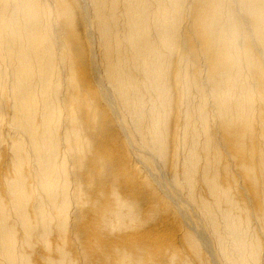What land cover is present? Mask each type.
<instances>
[{
	"label": "bare ground",
	"instance_id": "bare-ground-1",
	"mask_svg": "<svg viewBox=\"0 0 264 264\" xmlns=\"http://www.w3.org/2000/svg\"><path fill=\"white\" fill-rule=\"evenodd\" d=\"M94 77L98 90L90 87ZM104 98L122 120L121 132L149 149L139 157L144 170L174 204L184 192L186 199L168 219L173 232L115 244L90 238L98 263L264 264V0H0V264H34L22 251L37 243L46 253L34 250L40 262L73 264L71 252L50 242L65 232L70 212L76 175L67 164L79 171L101 166L102 182L96 172L86 181L104 201L94 210L99 227H108L110 215L140 217L115 184L121 171L136 177L142 168H122L124 150L115 161L87 160V133L113 123L100 107ZM182 128L184 157L175 138ZM140 181L132 188L143 189Z\"/></svg>",
	"mask_w": 264,
	"mask_h": 264
},
{
	"label": "rangeland",
	"instance_id": "rangeland-1",
	"mask_svg": "<svg viewBox=\"0 0 264 264\" xmlns=\"http://www.w3.org/2000/svg\"><path fill=\"white\" fill-rule=\"evenodd\" d=\"M81 31H80V34H81V32H82V34H81V36H83V34H85V31H84V29L82 28V29H80ZM97 35H96V34ZM91 35H94L95 37H93L92 36V40H93V42L95 43V44H98L97 42L99 41V36H98V33L97 32H95L94 31V34H93V31H92V34ZM91 37V36H90ZM96 38V41L94 40ZM99 65V66H98ZM97 66H98V68H97ZM97 66L95 67V68H97L96 69V71L94 70V72H96L97 73V75H98V73H100L101 72V68L102 67H100L101 66V64H100V62L97 64ZM98 70H99V72H98ZM99 76V75H98ZM96 79V80H95ZM98 78H96V77H94V82L92 81L90 84L92 85L93 84V86H90L91 88L92 87H95V88H93L94 90H98V85L100 86V84L99 83H97L96 81H98L97 80ZM99 81H100V78H99ZM97 83V84H96ZM105 86V85H104ZM103 86V87H104ZM103 92V91H102ZM104 93V92H103ZM108 100H110V98H107V101H106V98H104V100H103V102H102V105H104V106H100L107 114H110V116L112 117V124L111 125H108V126H104L105 124H103L102 125V130H103V132H102V130H101V132H97V133H94V130H93V133L91 132L92 130H90V132H88L89 133V135H88V133H87V142L89 143V144H91V146H92V149L91 150H93V151H91V152H93L92 154L90 153V155H91V157L89 158V159H87L88 160V162L90 161V164H91V162H92V158L93 157H97V158H102V156L103 155H107V162H110L112 159H114L113 161H115V160H117L119 157L122 159V161H123V164L121 163V167L123 166V167H129L130 165L132 166V164H133V166H137V167H140V168H142L141 170H140V173H139V175L138 176H134V175H131V174H129L128 172H129V170L128 171H126V175H122V171H121V173H120V179H118V180H116V181H120V184L118 183V182H116V184L115 185H117V187H118V189L120 190V193H122L123 194V197H124V203L126 204L127 203V205L126 206H132L133 207V210L136 208V210L135 211H137V212H139V213H141L140 214V217L144 220V222H143V220L139 217V215H137V216H133L132 215V220H131V218H129V219H127V220H125V222L124 221H119L117 218H115L114 216H112V215H110L108 218H106V221H108L107 222V224H108V227H104V224L105 223H102L101 224V227H99L100 226V223H99V219L97 218V216H95V213H94V210H95V208L96 207H98L99 205H101V204H103L104 203V201H103V198L101 199V196H99V195H94V194H96L97 192H98V187L96 186V185H91V184H88L86 181H87V179L88 178H90V174H95V172H96V174H95V176H94V178H97L100 182H102L101 181V176H102V168H101V166H97L96 167V169L95 168H93L92 169V171H86V170H81V171H79L77 168H75V167H73V165H69V164H67L66 166H69V167H72V168H74L73 169V175L75 176L76 175V177H75V179L76 180H78L79 178H81V180L80 181H83V180H85V182L86 183H83V184H79V183H75V182H77L75 179H74V177L72 176V178H71V180L72 181H70V182H72L71 184H70V186H69V189H70V192L72 193L71 194V196H73V197H71L72 199V201H71V205L69 206L70 207V212L69 211H67V214L65 213V217H67V224L65 225V230H63V231H65L64 233H60L58 236H57V233H56V235L54 234L52 237H51V239H50V242H51V244H52V246L53 247H61V248H63L64 247V249L65 250H68L67 252H71V253H69V260H68V263L70 262V263H73V264H99L98 262H99V260L97 259V257H98V255H97V248H96V252H94L95 250H90L89 249V247L90 246H94L93 244L92 245H90L89 244V242H90V240L93 242V243H96L97 242V240H107L108 242H112V243H120V242H123V241H128V242H132V241H134L135 240V238L137 237V234H138V236H140L141 234H150L152 237H154V236H156V234L157 233H164L165 232V230H167L168 232H173L174 230H177L176 228H177V226H175V224L174 223H171V222H169V218H171L172 216H174L175 214H177L178 215V213H177V211L178 210H180L178 207L179 206H181L182 204H184L182 201H181V199L183 198V200L184 199H186V192H184V193H182V195H185V196H183V197H181L180 198V201L178 200V202L179 203H182V204H178V202L176 201V204L177 205H179L178 207H176V204H174V201L175 200H173L171 197H170V194L168 193V192H166V190L164 191V190H161V188L159 187V185H158V183H156V181H154L153 179H152V175H150L149 176V174H148V172L146 171V170H144V168H143V163H142V161L139 159V157L140 156H145V153L144 152H146V155H149L150 154V151H149V149H147V147H145L144 148V146L143 145H141V143H140V141H139V136H132L133 137V139H132V137H130L129 135H126V134H123L121 131L122 130H120V128H122L121 127V125L123 126V124H122V120L120 119L119 120V118H118V116L117 115H114L113 114V112L112 111H110L111 110V107H110V104H108L109 102H108ZM111 101V100H110ZM112 105L114 106V104L112 103ZM115 106H117L118 107V109L120 110V108L121 107H119L120 105H116L115 104ZM109 107V108H108ZM104 108H106V109H104ZM110 109V110H109ZM109 110V111H108ZM112 112V113H111ZM64 113H66V112H64ZM116 119H115V118ZM116 121V122H115ZM121 123V124H120ZM182 123V122H181ZM114 124H116V125H114ZM118 124H119V127H118ZM182 125V124H181ZM214 125V124H213ZM105 127V128H104ZM213 127H217V125H214ZM107 129H108V131H107ZM105 130H106V132H105ZM181 130V129H180ZM213 130L214 131H218L217 129L215 130L214 128H213ZM7 131H9V130H7ZM109 131H111V133L109 132ZM10 132V134H12L11 133V131H9ZM120 132V133H119ZM91 133V134H90ZM103 134V136H102V134ZM105 133V134H104ZM107 133H108V135H107ZM115 133V137L113 136V134ZM180 135H179V134ZM178 133L177 132H175V138H176V141H177V148H179V151L181 152V155H182V157H184L185 155H186V153L184 152V147L182 146V144H181V142H182V140H183V128H182V130L181 131H179L178 130ZM182 133V134H181ZM101 134V135H100ZM117 134H118V136H117ZM91 135H92V137H91ZM107 135V136H106ZM123 135V136H122ZM177 135V136H176ZM95 136V137H94ZM111 136V137H110ZM100 137H103V139L102 138H100ZM106 139H105V138ZM114 139H113V138ZM130 137V138H129ZM134 137H136V138H134ZM10 138H13V135L10 137ZM95 138H99V139H95ZM126 138V139H125ZM127 138L128 139H131V141L129 140H127ZM177 138H178V140H177ZM91 140V142L92 143H90V140ZM118 139H120L121 140V145H120V140H118ZM124 139V140H123ZM181 139V140H180ZM97 140H98V142H97ZM101 140H104V141H101ZM133 140H134V142H133ZM137 142H136V141ZM94 141V142H93ZM99 141L101 142L100 144H99ZM7 142H8V140H7ZM104 142H106V145H105V143ZM130 143V144H128V143ZM131 142H133V144H134V147H131L132 146V143ZM103 143H104V145H103ZM110 143V144H109ZM117 143V144H116ZM123 143V144H122ZM138 143H139V145H138ZM93 144V145H92ZM96 144H98V145H96ZM102 144V145H101ZM112 144V145H111ZM64 144H62L61 145V147H63L64 148V146H63ZM66 145V144H65ZM110 147H109V146ZM117 145H119V146H117ZM131 145V146H130ZM103 146H106V149H107V153L105 152V150L104 149H102V147ZM107 146H108V148H107ZM130 146V147H129ZM136 146H137V148H138V150H135V149H137L136 148ZM182 146V147H181ZM66 147V146H65ZM113 147V148H112ZM141 147V148H140ZM181 147V148H180ZM1 152H2V150H4V149H7V148H9V146H8V143H6V145H3V147L1 146ZM4 148V149H3ZM63 148H61V150H63ZM100 148V149H99ZM121 148V150H119ZM133 150H132V149ZM109 149V150H108ZM116 149H118V150H116V152H115V150ZM180 149H183V150H180ZM99 150V151H98ZM104 150V151H103ZM122 150H124L123 152L124 153H126L125 155H124V153L122 152ZM129 152H128V151ZM131 150L133 151V152H135L134 154H132L133 152H131ZM141 150V151H140ZM146 150V151H145ZM97 151H98V153H97ZM103 151V152H102ZM109 151V152H108ZM137 151H139V152H137ZM144 151V152H143ZM110 152L113 154H110ZM120 152H122V153H120ZM97 153V154H96ZM102 153V154H101ZM103 153H106V154H103ZM122 155L123 154V157L120 155V154ZM144 153V154H143ZM117 154H119V156L117 155ZM143 154V155H142ZM96 155V156H95ZM99 155V156H98ZM131 155V156H130ZM184 155V156H183ZM93 156V157H92ZM115 156H116V158H115ZM117 156H118V158H117ZM126 156V157H125ZM71 157L73 158L74 156L73 155H71ZM114 157V158H113ZM138 159H137V158ZM96 158V159H97ZM74 159V158H73ZM73 159H71V160H73ZM70 160V161H71ZM94 160V159H93ZM137 160H138V162H137ZM177 160V159H176ZM141 161V162H140ZM2 162V161H1ZM0 162V163H1ZM132 162V163H131ZM142 163V164H141ZM89 164V165H90ZM130 164V165H129ZM159 164V163H158ZM157 164V165H158ZM139 165V166H138ZM106 166V165H105ZM159 167H160V165H158ZM122 167V168H123ZM2 164H0V171L2 170ZM176 169V171L178 170V175H180V176H178L177 178H178V185L180 186V188L181 187H183L185 184H184V181H183V179H182V173H181V170L182 169H180L181 167L180 166H178L177 167V165H176V167H175ZM179 168V169H178ZM143 170V171H142ZM160 170H162V168L160 169ZM163 171V170H162ZM84 172H88V173H85L84 174ZM90 172V173H89ZM143 172V173H142ZM115 173V172H114ZM84 174V175H83ZM89 174V175H88ZM140 174H141V177H140ZM147 174V175H146ZM166 175L168 176V174L166 173ZM88 176V177H87ZM142 176L144 177V178H142ZM132 177V178H131ZM137 177H138V179H137ZM180 177V178H179ZM86 178V179H85ZM169 178V177H168ZM144 179V180H143ZM149 179V180H148ZM152 179V180H151ZM181 179V180H180ZM74 180H75V182H74ZM122 180V181H121ZM127 181L128 182V184H127V182H125V181ZM138 180H142V181H140V182H142L143 184L141 185V187L143 188V189H140V187H137V189H133L132 188V186H134L137 182H138ZM146 180V181H145ZM123 181H124V183H123ZM147 181H149V182H147ZM152 181V182H151ZM183 181V183H181ZM130 183V184H129ZM145 183V184H144ZM181 185H180V184ZM100 184V183H99ZM112 184V183H111ZM132 184V185H131ZM155 184H157V186H155ZM114 184H113V186L112 187H114L115 186ZM85 186V187H84ZM124 186V187H123ZM128 186H129V188H128ZM151 187V189L153 188V186H154V189H153V191L155 192L156 190H157V192H158V194L160 195V197H161V199H159V196H158V194H157V192H155L156 194L155 195H157L158 196V201L160 200V202H161V204L159 203V204H157L158 203V201H156V207H157V211H154V208H153V199H152V197H155V195H154V193L152 192V195H151V193H147V195H146V190H149V188ZM126 187V188H125ZM158 187V188H157ZM101 189H105L106 191H109L110 189H111V185H104V186H102V187H100ZM155 188H156V190H155ZM86 189V190H85ZM161 191H160V190ZM129 190V191H128ZM143 190V191H142ZM97 191V192H96ZM134 192V193H131V192ZM141 191H142V193L143 192H145V193H143L141 196L138 194L139 192L141 193ZM164 191V192H163ZM130 192V193H129ZM138 192V193H137ZM164 194H163V193ZM168 193V194H167ZM127 194V195H126ZM150 194V195H149ZM124 195H126V197L124 196ZM165 195H168V197H170V198H168L167 196H165ZM181 195V196H182ZM89 196H91V198L89 197ZM163 196V197H162ZM88 197H89V199H88ZM151 197V198H150ZM168 198V199H165V198ZM162 198H163V200H162ZM96 199H97V201H96ZM171 199H172V201H171ZM90 200V201H89ZM150 200V201H149ZM165 200V201H164ZM128 201H129V203H128ZM163 201H164V203H163ZM171 201V202H170ZM186 201V200H185ZM133 202V203H132ZM154 202H155V200H154ZM166 202V203H165ZM88 203V204H87ZM96 203H98V205L96 204ZM170 204V206H169V204ZM81 204V205H80ZM84 204V205H83ZM131 204V205H130ZM166 204H168L167 206H166ZM74 205V206H73ZM141 205V206H140ZM159 207H158V206ZM162 205V206H161ZM165 205V206H164ZM175 205V206H174ZM95 206V207H94ZM136 206V207H135ZM183 206V205H182ZM74 207V208H73ZM153 209H152V208ZM162 207V208H161ZM165 207V208H164ZM87 208V209H86ZM161 208V209H160ZM168 208V209H167ZM175 208V209H174ZM72 210V211H71ZM130 210L131 211H133L131 208H130ZM153 210V211H152ZM161 210H163V212L161 211ZM167 210H170V211H168V213H167ZM172 211H173V213H172ZM154 212V213H153ZM161 212V213H160ZM166 212V213H165ZM86 213H87V215H86ZM70 214V215H69ZM148 214V215H147ZM150 214H154L153 216L151 215L150 216ZM169 214V215H168ZM174 214V215H173ZM67 215V216H66ZM72 215V216H71ZM166 215V216H165ZM149 217V218H148ZM151 217V218H150ZM167 217V218H166ZM72 218V219H71ZM95 218V219H94ZM136 218H137V220H136ZM112 219V220H111ZM141 219V220H140ZM152 219V220H151ZM83 220V221H82ZM113 220H116V221H113ZM136 220V221H135ZM131 221V222H130ZM138 221H139V223H138ZM140 221H142V222H140ZM72 222V223H71ZM97 222V223H96ZM112 222V223H111ZM129 222V223H128ZM133 222V223H132ZM118 223V224H117ZM127 223V224H126ZM135 223V224H134ZM143 223V224H142ZM71 224V225H70ZM75 224V225H74ZM88 224H89V226H88ZM98 224V225H97ZM106 224V225H107ZM116 224V225H115ZM132 224V225H131ZM168 224V225H167ZM71 227H70V226ZM147 225H149V226H147ZM68 226V227H67ZM80 226V227H79ZM115 226V227H114ZM117 226H121V227H117ZM126 228H125V227ZM129 226V227H128ZM131 226V227H130ZM133 227V228H132ZM66 228H68V229H66ZM114 230H113V229ZM117 228V229H116ZM132 228V229H131ZM141 228V229H140ZM167 228V229H166ZM100 231H99V230ZM111 229V230H110ZM130 229V230H129ZM69 230V231H68ZM73 230V231H72ZM86 230V231H85ZM109 230V231H108ZM126 232H124V231ZM128 230V231H127ZM163 230V231H162ZM107 231V232H106ZM119 231V232H118ZM121 231V232H120ZM159 231V232H158ZM110 232H113V233H110ZM127 232H128V234H127ZM145 232V233H144ZM207 232V231H206ZM119 233V234H118ZM124 233V234H123ZM135 233V234H134ZM66 234V235H65ZM92 234V235H91ZM106 234V235H105ZM207 238H209L208 240L210 241H208V243L210 244V246L213 244L214 245V240H213V236H212V234L210 233V232H207ZM87 235V236H86ZM89 235H91V236H89ZM107 236L106 238L104 237V236ZM109 235V236H108ZM125 235V237H123ZM128 235V236H127ZM130 235V236H129ZM210 235V236H209ZM64 236H66V237H64ZM94 236V237H93ZM121 236V237H120ZM54 237V238H53ZM61 237V238H60ZM69 237V238H68ZM111 239H110V238ZM117 237V238H116ZM210 237H211V239H210ZM58 238V239H57ZM64 238V240H62ZM91 238V239H90ZM96 238V239H95ZM99 238V239H98ZM123 240H122V239ZM66 239V240H65ZM68 239V240H67ZM71 239V240H70ZM129 239V240H128ZM132 239H134V240H132ZM53 240H54V242H56V243H54L53 242ZM58 242H57V241ZM117 240H119V241H117ZM131 240V241H130ZM33 241H35V240H33ZM66 243V246H65V243ZM68 242V245H67V242ZM115 241V242H114ZM117 241V242H116ZM61 242V243H60ZM72 242V243H71ZM64 243V244H63ZM71 243V244H70ZM112 243H110V245L111 246H113V244ZM89 244V245H88ZM108 243H106V248H108L109 249V247L111 248V246H109V245H107ZM57 245H59V246H57ZM64 245V246H63ZM75 245V246H74ZM37 246L39 247V243H37ZM36 246V248H38ZM41 246V245H40ZM68 246V247H67ZM66 247V248H65ZM70 247V248H69ZM74 247V248H73ZM78 247V248H77ZM180 247H182L183 248V246H180ZM36 248L35 249H32L33 250V252H34V254L33 253H31V251L32 250H30V251H26L25 250V248H24V250L22 251L23 253H27L29 256H31V258H32V260H31V258H30V260L34 263V264H38V261H39V257L37 258V256H36V254H38V256H41L42 254H44V250H43V252H42V247H39L38 248V250H36ZM73 248V249H72ZM210 248V249H209ZM208 249H209V252L211 253V255H214V253H215V255H217V253H218V251H216L217 250V247L215 248V245L214 246H212V247H209ZM216 249V250H213V249ZM41 249V250H40ZM79 249V250H78ZM180 250H178L179 251V253H181V250H182V252H183V250H184V253H186V250H188L187 248H183V249H181V248H179ZM34 250H36V252L37 251H39V252H37L36 254H35V251ZM72 250V251H71ZM213 251V252H212ZM190 251H187V254L189 253ZM42 253V254H41ZM74 253H75V255H74ZM32 254H33V256H32ZM46 254V253H45ZM44 254V255H45ZM96 254V255H95ZM36 257H35V256ZM70 255H71V257H70ZM74 255V256H73ZM93 255V256H92ZM214 255V256H215ZM94 256H97V257H94ZM73 257V258H72ZM93 257V258H92ZM35 258H36V260H35ZM95 258L97 259V261H94L95 260ZM75 259V260H74ZM89 259V260H88ZM38 260V261H37ZM36 261H37V263H36ZM74 261V262H73ZM82 262V263H81ZM0 263H1V261H0ZM39 263L40 264H44V262H42V260H41V262L39 261Z\"/></svg>",
	"mask_w": 264,
	"mask_h": 264
}]
</instances>
